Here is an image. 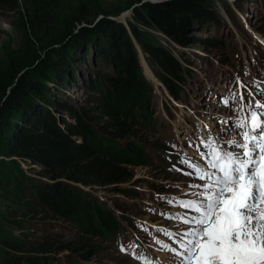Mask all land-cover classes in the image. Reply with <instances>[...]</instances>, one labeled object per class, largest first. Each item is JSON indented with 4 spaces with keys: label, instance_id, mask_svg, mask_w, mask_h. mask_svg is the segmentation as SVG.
<instances>
[{
    "label": "rangeland",
    "instance_id": "obj_1",
    "mask_svg": "<svg viewBox=\"0 0 264 264\" xmlns=\"http://www.w3.org/2000/svg\"><path fill=\"white\" fill-rule=\"evenodd\" d=\"M18 2L17 10L0 12L2 66L7 67L12 51L31 48L27 44L29 23L40 33L46 27V36L60 34L64 19H68L80 5L90 11V17L73 26L70 36L62 41L61 46L58 45L61 52L73 50L80 43L82 32L93 29L106 18L125 28L130 23L134 24L187 61L191 75L179 85L184 92L174 99L151 75L148 55L132 39L142 70L154 86L151 112L156 121V132L145 130L141 125L132 127L136 135L133 141L143 144L149 160L146 156L145 165L128 167L132 178L121 186L125 194L111 192V189L104 187H93L87 191L93 198L104 202L115 215L131 219L134 227L124 223L125 231L120 244L87 236L88 244L81 250L86 253L83 257L69 251H53L47 255L52 264H141L132 253L148 258L152 264H179L180 258L169 249L181 251L176 241H180L184 232L192 227L183 223V219L195 213L181 207L178 202L196 200L201 189L192 185L203 182L195 179V173L186 175L192 169L182 161L205 166L200 153L210 151L205 146L209 140L217 141L222 137L231 139L232 136H226V133L243 131L236 127L238 123L245 121L252 111H264L255 107L258 101L264 103V0H182L178 9L182 15H195V9H198L199 12L210 10L218 16L217 24L209 26L204 20H191L190 28L185 26L184 33L189 40L183 48L172 43L155 26L137 21L135 10L147 0ZM212 41L219 44H212ZM93 45L91 42L88 55L81 54L73 62L78 70L75 83L60 87V97H56V100L53 97L54 101L67 100L64 104L72 109L90 114L96 110L97 100L93 99H98L101 94L93 91L89 84L100 82V89L107 92V79L116 77L114 64H97ZM165 108H168V112ZM50 110L64 130L67 124L75 126V118L68 112L56 113L54 107ZM99 116L100 120L89 122L94 129L102 127L103 118ZM116 143L124 145L125 141L116 140ZM224 146L227 148V145ZM0 159H3L1 155ZM14 159L27 172L39 176V183H48L49 179L58 181L48 174H42L40 167L27 161L23 164L18 157ZM0 227L4 232L19 234L18 230L6 226L4 222H0ZM27 227V232L22 234L23 239L29 240L27 242H37L43 238L75 242L80 237L74 224L61 219H41L27 223ZM165 232L172 233V238ZM122 247L126 251H122ZM5 260L0 255V264H7Z\"/></svg>",
    "mask_w": 264,
    "mask_h": 264
},
{
    "label": "trees",
    "instance_id": "obj_2",
    "mask_svg": "<svg viewBox=\"0 0 264 264\" xmlns=\"http://www.w3.org/2000/svg\"><path fill=\"white\" fill-rule=\"evenodd\" d=\"M149 1L153 0L135 10L137 21L155 26L182 48L189 40L184 31L185 26L190 28L191 20H204L207 26L217 24L218 16L210 10L195 9V15L178 13L182 0ZM18 7V0H0V12ZM88 17L90 11L80 5L64 19L60 34L48 36L46 27L40 33L29 23L27 44L31 48L12 51L7 67L0 65V222L20 234L4 232L0 227V255L7 264H52L47 255L53 251L75 252L83 257L87 236L115 243L122 237L124 223L134 227L131 219L116 216L87 191L104 187L125 194L121 186L132 178L128 167L143 166L149 160L143 144L133 141L136 135L132 127L141 125L156 132L151 112L154 89L142 70L132 39L148 55L153 76L174 99L184 92L179 85L191 75L187 61L134 24L125 28L106 18L82 32L73 50L61 52V43L70 36L73 26ZM91 42L97 64H114L116 75L107 79V92L100 89V82L89 84L101 94L93 99L97 105L92 114L72 109L64 104L67 100H53L60 97V87L75 83L78 70L73 62L81 54L88 55ZM52 107L56 113L68 112L75 118V126L67 124L64 130ZM165 110L168 112V108ZM99 114L102 127L94 129L89 122L99 119ZM14 157L23 164L27 161L40 167L42 174L58 181L39 183V176L23 169ZM41 219L74 224L80 237L75 242L55 238L27 242L22 235L27 232V223Z\"/></svg>",
    "mask_w": 264,
    "mask_h": 264
},
{
    "label": "snow or ice",
    "instance_id": "obj_3",
    "mask_svg": "<svg viewBox=\"0 0 264 264\" xmlns=\"http://www.w3.org/2000/svg\"><path fill=\"white\" fill-rule=\"evenodd\" d=\"M255 107L264 109V103L258 101ZM236 127L246 130L226 133L231 139L207 142L210 151L200 153L204 167L182 161L192 169L185 174L195 173L203 183L192 185L201 189L197 200L178 202L195 213L183 219L192 227L176 241L181 251L169 249L180 258L179 264H264V111H252ZM132 255L141 264H152L146 257Z\"/></svg>",
    "mask_w": 264,
    "mask_h": 264
},
{
    "label": "water",
    "instance_id": "obj_4",
    "mask_svg": "<svg viewBox=\"0 0 264 264\" xmlns=\"http://www.w3.org/2000/svg\"><path fill=\"white\" fill-rule=\"evenodd\" d=\"M163 1H166V0H153V2H163Z\"/></svg>",
    "mask_w": 264,
    "mask_h": 264
},
{
    "label": "bare ground",
    "instance_id": "obj_5",
    "mask_svg": "<svg viewBox=\"0 0 264 264\" xmlns=\"http://www.w3.org/2000/svg\"><path fill=\"white\" fill-rule=\"evenodd\" d=\"M210 171V170H209ZM195 183H198V182H195ZM187 190V189H186ZM185 192H187V191H185ZM193 192H197L196 190H193ZM198 198H196V200H197ZM173 210V209H172Z\"/></svg>",
    "mask_w": 264,
    "mask_h": 264
}]
</instances>
